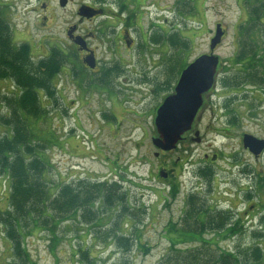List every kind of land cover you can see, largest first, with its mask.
<instances>
[{"label":"rangeland","instance_id":"obj_1","mask_svg":"<svg viewBox=\"0 0 264 264\" xmlns=\"http://www.w3.org/2000/svg\"><path fill=\"white\" fill-rule=\"evenodd\" d=\"M42 1L0 0V8L11 24L14 42L30 44L34 60L49 55L53 48L68 55L63 73L56 78L59 103L42 93L48 114L30 122L35 138L41 136L35 142L43 144L41 148L52 165L46 179L53 185L52 190L85 177L108 180L117 183L120 196L115 207L101 215L93 226L75 216L61 222L56 228L55 241L45 228H38L25 242L30 259L36 264H86L81 262V248L89 250L95 264H163V261L186 264L187 255L194 251L209 259L215 253L237 254L242 258V254H249L257 247L264 250V222L260 219L264 217V156L256 163L244 153L241 142L244 132L264 137V82L255 81L244 88L248 84L243 78L245 72L236 61L237 53L250 42L251 35L261 47L264 45V12L262 23L253 29L249 28L250 9L246 0H148L145 9L140 10L147 12L142 23L138 22L141 28L137 24L131 28L137 44L127 51L124 44L114 42L122 25L114 19L119 13L115 0H68L65 7L60 6L59 0H49L47 9H42ZM85 3L106 9L105 16L91 24H81V32L91 30L95 34L91 44L99 53L101 69L108 73L111 67L123 64L121 76L106 85L94 83L92 78L96 74L82 77L77 55L69 45L67 27L80 21L79 9ZM254 3L260 8L264 0ZM130 5L125 6L132 10L133 1ZM45 10L47 20L42 16ZM218 23L226 30L215 50L223 64L218 77L220 97L212 100L217 103L215 110L203 112L197 120L204 139L179 143L173 153L157 157L158 149L152 143L156 132L154 108L169 93L171 81L179 78V62L182 60L187 66L210 52V41ZM243 27L250 32L249 38L241 32ZM160 28L178 34L175 41L160 34ZM142 30L148 33L147 41ZM119 46L122 53L116 57ZM79 78L85 79L83 84ZM0 87L8 93L15 89L9 80L0 82ZM224 88L226 92L222 93ZM234 119L235 126L230 125ZM204 154H219V159L212 164L204 163ZM242 162L251 166L249 175L243 173ZM161 164L175 166L174 186L153 181ZM206 169L217 175L214 194L207 191L211 180L204 181L209 177L203 175ZM199 183L203 188L202 200L212 213L231 207L241 211L251 192L250 201L262 205L251 213L254 226L250 223L246 230L230 235L208 230L200 239L184 238L173 246L170 239L177 235L167 233L169 223L182 221L189 207L188 199ZM10 184L9 178L0 179L1 209L9 205ZM246 186L250 187L248 192ZM170 192L175 199L169 196ZM193 206L196 207L195 202ZM115 233L128 236L130 245L120 243ZM12 262V244L0 226V264Z\"/></svg>","mask_w":264,"mask_h":264},{"label":"trees","instance_id":"obj_2","mask_svg":"<svg viewBox=\"0 0 264 264\" xmlns=\"http://www.w3.org/2000/svg\"><path fill=\"white\" fill-rule=\"evenodd\" d=\"M246 1L250 9L249 28L254 29L259 22L262 23L264 5L261 3L258 8L255 7V0ZM125 8L126 6L122 5V9ZM247 31L245 27L241 29L245 38H249L250 32ZM160 32L163 36L169 35L171 42L178 36L166 33L162 28ZM249 39L250 42L237 53L236 61L245 64L247 71L250 68L252 70L249 72L257 73L258 68H253V65L264 64V45L261 47L253 35ZM49 53L39 60H34L30 44H16L11 24L4 10L0 8V82L9 80L15 88L8 93L5 88L0 87V179L9 178L11 181L9 205L7 209L0 208V226L12 244L14 262L11 264H36L30 259L25 242L38 228H45L52 235V241H55L58 237L56 228L61 222L75 216L83 218L89 226H93L101 215L115 207V202L120 196L117 183H110L108 180L101 182L97 181L99 179L85 177L63 183L57 190H52L53 185L46 179L52 165L41 148L43 144L35 142L41 136L39 139L35 138L37 135L32 133L30 122L32 119H42L48 114L47 108L43 106L42 93L54 102L57 100L56 78L68 62V55L62 54L57 48H53ZM181 63L182 60L177 65L178 74L181 68L186 66L183 63L180 65ZM251 78L253 82L263 81L259 75ZM235 123L236 120H232V124ZM206 171L203 170V175L212 180V169ZM98 204H101L100 209ZM193 204L189 203L182 221L172 220L169 223L167 233L179 236L175 237L177 239H170L173 246L177 242L182 243L184 238H202L208 230H221L228 220L226 211L212 213L203 200L200 207H194ZM114 236L120 243L130 245L128 236L118 233ZM201 242L209 245L205 240ZM80 253L82 263H96L89 250L80 248ZM187 260L186 264H264L263 253L258 247L252 249L249 254H242V258L237 254L235 256L230 253H215L210 255L209 259H203L194 251L192 255H187Z\"/></svg>","mask_w":264,"mask_h":264},{"label":"flooded vegetation","instance_id":"obj_3","mask_svg":"<svg viewBox=\"0 0 264 264\" xmlns=\"http://www.w3.org/2000/svg\"><path fill=\"white\" fill-rule=\"evenodd\" d=\"M48 1L49 0L42 1V4H41L42 9H47V2ZM132 1L134 3V8L132 10H129L130 8L122 9V6H121L122 4L123 5H127V6H131L130 4L132 3ZM147 2H148V0H115L114 1V4H117V7L119 9V11H118L119 13L117 12L118 14L114 13L115 14L114 19L117 18V20H119V24H122L121 27H119L118 30L116 31V36L117 37H116V40H114V42H116V45L124 44L125 47L127 48V51L133 50L132 48H134L136 46V44H137L136 43V39L132 36L133 33L131 31V28H132L133 24H137V26L140 27L138 25V22L142 23L141 21L144 18L145 13H147L146 11L145 12H141L140 10L145 9V4ZM128 3H129V5H128ZM82 6H86V7L92 8L93 11H98L99 13L95 14L92 17H81L80 21L72 22L71 24L68 25L67 31L69 30V28L76 26V30L74 32V39L76 37H78V36L83 37L85 42H86V45H87L88 49H80V46L77 45L74 42V39H71V38L68 37L69 38V45H71L74 48V54L77 55V60L79 62L78 65L80 66L81 74H83L82 77H84L85 74L89 75V76H91L92 74H96L92 78L94 80V83H96V84L98 83L100 85L101 84L102 85L103 84L106 85V83H110L112 80H114L117 77L121 76L120 65H123V64H120L119 66L117 64L116 67H113V68L111 67L108 70V73L106 72L107 70H104V69L102 70L101 69V65H100L101 59L99 58V53L97 52V49H95L92 46V44H91V40L95 39V34L92 33L91 30H86L85 32H81V24H83V23L91 24L94 21H96L98 18L105 16L106 15L105 14L106 9L105 8H96V7H94L93 5H91L89 3L82 4ZM137 7H139V8L137 9ZM42 16H43L44 20H47L48 19V11L45 10L42 13ZM142 29H143V26H142ZM222 29L224 31V35H223V38H224V36L226 34V30H225V27H223V26H222ZM215 31H216V28H215ZM142 37L144 38L145 41H147V37H148L147 31L144 32L142 30ZM143 45L146 46L145 43ZM140 51H144V50L140 49ZM120 53H122L121 46H119L118 49L115 50V56L117 57L118 54H120ZM90 57H94L95 58L96 65H95L94 68H91L89 66V64L87 63V60H89ZM121 57H123V56L119 55V58H121ZM239 66H242V70L245 72V73H242L243 74V78H244V80H247L246 83H248V84H246L244 86V88H248V86L253 85L252 84L253 80L251 78L252 76L259 75V76L262 77V80L264 82V79H263V76H264V64H255V65H253L254 67L252 66L253 68H258L257 70L259 72H257V73H254L252 71L251 72L247 71L246 68L243 67L244 64H239ZM222 67H223V64L220 63L219 66H218V69H217L216 79H215L214 85L208 92L204 93V95H203V105H202V107L200 108V110H199V112L197 114V117H196V119H195V121L193 123L192 129L190 131L186 132L183 135V139L179 142L180 144L181 143H185V142L188 143L189 141H192L193 143L194 142H200V141H202L204 139L200 135V131H199L198 126H197V120H198V118L201 116V114L203 112L215 110V105H217V103H216V101H212V100L213 99L217 100L220 97V92L218 90V77L221 76V74H222L221 73ZM183 69L180 71L179 74H177V77L180 78V75H181V72L183 71ZM61 73H63V72H60L59 77H60ZM74 74L78 75L77 72H74ZM59 77H57V78H59ZM81 78H79L80 82H81L80 84H83L85 79H81ZM179 78L175 79L174 81H171V83L169 85V88H168V90H170V91H169V93L166 94L164 99L168 95L175 93V87H176V85H177V83L179 81ZM244 91H246L247 93L250 92L249 90H244ZM225 92H226V89L224 88L222 93H225ZM59 96H60V94L58 93L57 94V100H56L57 103L56 104L59 103V99H58ZM164 99H163V101H164ZM162 102L159 103L154 108V110L156 109V112H157L158 107L162 104ZM230 125L235 126V124H232V123ZM155 130H156V128H155ZM227 130L230 131V129H227ZM196 132H199L198 136H196ZM246 134H250V135L256 136L255 134H253L251 132L242 133L241 134L242 135L241 136L242 150L247 155L253 157L254 161L257 163L264 156V150L259 155H255V153L252 152L250 150V148H246L245 145H244V136ZM156 135L157 134L155 133V136ZM193 135H194V137H193ZM258 138L264 139V137H258ZM177 147H178V145H177ZM175 149H173L171 151H162V150L158 149V152H156L155 155L157 157L169 155V154L173 153V151H175ZM204 157H205L204 160H206L204 163L211 162V164H212V163H215V162L218 161L219 154H211V155L210 154H204ZM178 159H180V158H178ZM235 162L237 163L238 161H235ZM245 163L246 162H242L241 163V165L245 166V168L242 171H243V173H245V175H249L251 173V169H250L251 166H248ZM206 166L208 167L209 165H206ZM161 172H162L163 176H161ZM175 172H176L175 166L161 164V165H159L157 167V171L155 172V175L153 176L152 179L156 183H162L165 186L172 187V186L175 185V180L177 178ZM200 172L201 171H200V168H199L198 173L200 174ZM256 172L258 174H261L259 171H256ZM259 176H261V175H259ZM200 177H202V176L200 175L199 178ZM216 177H217V175L215 174L214 177L212 178V180L209 181L210 183L207 181L209 178H207L205 180L203 179L206 183H209V187L207 188V191L210 192V193H213V194H214V192H213L214 188L213 187L216 184ZM262 185H264V181H262ZM249 188L250 187L246 186L245 190L248 192ZM202 189L203 188L201 187V183H199V184H197L195 186V190L193 192V195H192V197L190 196L191 200L188 199L189 203L193 202V200H194L195 206L199 205L197 207H200L201 202H202V196H203ZM250 195H251V192H248V195L246 196L247 198L244 201L245 205H244V207L242 208L241 211L236 212V210H237L236 207H231V208L226 210V213H227V216H228V220L223 225V228L221 230H216V232L219 235H223L222 232H226L227 235H230L231 233H239V231L246 230L247 227H249L250 223H252L253 226H254V222H253L254 216L251 213H255V209H259V205L260 206H262V205L259 204V203L258 204L252 203L250 201V198H249ZM169 196L172 199L173 198L175 199V197L173 195V192H170ZM166 201H168V198H166ZM261 212L262 211H259V213H261ZM260 219H261V222H264V217L260 218ZM198 239H200V238H198ZM261 239H263V238H261ZM258 246H261V244H258ZM261 251H262L263 257H264V250L261 249Z\"/></svg>","mask_w":264,"mask_h":264},{"label":"water","instance_id":"obj_4","mask_svg":"<svg viewBox=\"0 0 264 264\" xmlns=\"http://www.w3.org/2000/svg\"><path fill=\"white\" fill-rule=\"evenodd\" d=\"M67 3L68 0H59L62 7H65ZM97 13L98 11H93L92 8L86 6L79 9L81 17H92ZM75 30L76 26L69 28L67 31L69 38L74 39ZM223 35L222 24L218 23L210 41V53L198 56L183 69L175 87V93L168 95L158 107L154 119L157 136L152 138L156 149L162 151L175 149L183 139V135L192 129L203 105V95L213 87L216 79L220 57L215 54V50L221 44ZM74 42L80 46V49H88L83 37H76ZM87 63L94 68L95 58L90 57ZM198 135L199 132H196V136ZM244 145L250 148L255 155H259L264 150V139L246 134ZM161 176H163L162 172Z\"/></svg>","mask_w":264,"mask_h":264}]
</instances>
